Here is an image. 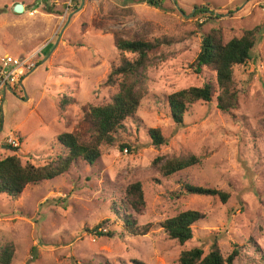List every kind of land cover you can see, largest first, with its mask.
<instances>
[{
  "label": "rangeland",
  "instance_id": "rangeland-1",
  "mask_svg": "<svg viewBox=\"0 0 264 264\" xmlns=\"http://www.w3.org/2000/svg\"><path fill=\"white\" fill-rule=\"evenodd\" d=\"M146 1L0 0V57L36 53L38 60L14 92H5L0 142L14 136L16 154L36 165L66 152L59 134L80 124L90 128L84 106L110 102L118 90L120 76L108 83L109 75L122 53L133 54L116 46L117 34L174 39L163 45L166 58L146 69L147 92L136 114L118 130L115 145L101 146L94 164L79 159L54 179L30 183L17 200L0 193V245L15 246L12 264H180L183 249L208 253L215 242L225 257L238 250L234 264H264V32L251 58L234 66L238 104L229 113L214 97L190 104L178 126L168 101L175 91L216 81L214 70L192 65L203 34L221 28L226 42L264 25V0H165L162 8ZM17 3L24 12H14ZM196 7L213 16L203 22ZM150 128L160 129L167 143L156 147ZM10 153L0 146V158ZM185 155L200 163L170 177L153 165L157 156ZM136 181L144 185L146 208L135 217L141 227L149 224L145 234L128 232L113 209ZM185 182L230 197L224 203L191 194ZM187 209L205 217L180 244L162 222ZM102 222L99 231L111 236L90 231Z\"/></svg>",
  "mask_w": 264,
  "mask_h": 264
},
{
  "label": "trees",
  "instance_id": "trees-1",
  "mask_svg": "<svg viewBox=\"0 0 264 264\" xmlns=\"http://www.w3.org/2000/svg\"><path fill=\"white\" fill-rule=\"evenodd\" d=\"M164 1L147 0L146 2L149 5L162 8ZM197 7L194 14L199 10L203 11L204 15L201 18L207 17L206 19H208L213 16L214 10ZM120 12L129 13L128 10ZM94 25L96 28H100V26ZM198 25L201 28L204 24L201 22ZM263 32L264 25H257L251 29L245 28L241 35L234 36L226 42L223 41L221 28H211L203 34L200 51L192 65L197 72L205 67L214 70L216 81H207L201 86L180 89L169 95L171 116L178 126L183 125L184 114L189 105L195 102H210L216 97L217 108L225 113H229L237 107L238 91L234 81V66L242 65L251 58L252 50L261 40ZM148 36L146 31H137L129 38L117 34L116 46L121 52H131L133 58L122 53L121 64L115 67L109 75L108 83H115L117 79L114 77L120 76L118 90L110 102L96 106L92 104L88 107L84 106V120L90 128L80 124L74 131H66L58 135V143L66 149V152L55 156V158L52 157L43 165H36L31 160H23L16 154L19 146L12 147L13 153L0 158V193L6 194L11 200H17L30 183L54 179L69 170L79 159L94 164L101 157L103 144L115 145L116 133L119 129L124 128V122L128 117L136 114L147 92L145 87L146 69L158 58H166L163 45L174 40L170 41L169 38L152 40ZM149 134L156 147L167 143V138L160 129L150 128ZM7 138L1 143L5 144ZM198 163H200V159L196 155L157 156L153 160V165L158 168V172L167 177ZM183 189L191 194L217 197L224 203L230 197V193L225 190L191 182H185ZM145 208V191L141 181L128 184L122 202H116L113 207L115 214L123 220L125 229L134 234H145L149 231V224L141 227L135 217L136 214H142ZM204 217V212L198 209H187L165 219L162 222V227L170 239L185 244L193 238V224ZM103 223L90 231L98 235L106 233L107 236H111L112 232L99 231V227ZM14 254V245H0V264H12ZM237 254L238 250L235 249L228 257H225L215 242L208 253L200 247L183 249L179 256V262L180 264H234ZM134 261L135 264H148L142 260L135 259Z\"/></svg>",
  "mask_w": 264,
  "mask_h": 264
},
{
  "label": "built area",
  "instance_id": "built-area-1",
  "mask_svg": "<svg viewBox=\"0 0 264 264\" xmlns=\"http://www.w3.org/2000/svg\"><path fill=\"white\" fill-rule=\"evenodd\" d=\"M206 18L207 17L202 18V21H204ZM37 61L36 53L35 55L30 54L27 57H13L10 55L0 57V129L2 128L1 123L3 121V97L6 90L9 87L13 89L17 83H20L25 74L30 72L29 70H32L35 67V64L37 66ZM5 144V146H8L9 148L20 145L19 141L12 135L8 136Z\"/></svg>",
  "mask_w": 264,
  "mask_h": 264
},
{
  "label": "water",
  "instance_id": "water-1",
  "mask_svg": "<svg viewBox=\"0 0 264 264\" xmlns=\"http://www.w3.org/2000/svg\"><path fill=\"white\" fill-rule=\"evenodd\" d=\"M24 10H25V6L23 3H17L15 8H14V12H16V13H22V12H24Z\"/></svg>",
  "mask_w": 264,
  "mask_h": 264
},
{
  "label": "crops",
  "instance_id": "crops-1",
  "mask_svg": "<svg viewBox=\"0 0 264 264\" xmlns=\"http://www.w3.org/2000/svg\"><path fill=\"white\" fill-rule=\"evenodd\" d=\"M29 52H30V51H29ZM22 84H23V83H22ZM22 84H20V85H22ZM22 86H23V85H22ZM16 88H17L16 86L13 87V89L9 87L7 90H9V91H11V92H14ZM7 90H6V91H7ZM0 146H1L2 148H5V147H6L5 144H2V143L0 144Z\"/></svg>",
  "mask_w": 264,
  "mask_h": 264
},
{
  "label": "clouds",
  "instance_id": "clouds-1",
  "mask_svg": "<svg viewBox=\"0 0 264 264\" xmlns=\"http://www.w3.org/2000/svg\"><path fill=\"white\" fill-rule=\"evenodd\" d=\"M20 146V145H19ZM6 147H8V146H6ZM9 148V147H8Z\"/></svg>",
  "mask_w": 264,
  "mask_h": 264
}]
</instances>
